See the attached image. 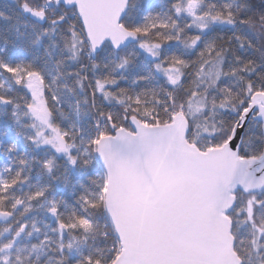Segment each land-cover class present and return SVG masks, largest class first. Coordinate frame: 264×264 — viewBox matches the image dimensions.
Instances as JSON below:
<instances>
[{"label": "snow or ice", "instance_id": "1", "mask_svg": "<svg viewBox=\"0 0 264 264\" xmlns=\"http://www.w3.org/2000/svg\"><path fill=\"white\" fill-rule=\"evenodd\" d=\"M0 264H264V0H0Z\"/></svg>", "mask_w": 264, "mask_h": 264}]
</instances>
